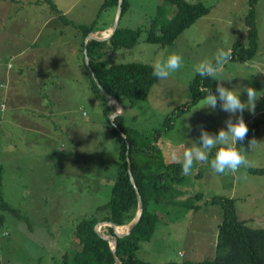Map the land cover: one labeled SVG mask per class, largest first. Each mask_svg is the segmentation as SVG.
<instances>
[{
	"label": "rangeland",
	"instance_id": "374dc122",
	"mask_svg": "<svg viewBox=\"0 0 264 264\" xmlns=\"http://www.w3.org/2000/svg\"><path fill=\"white\" fill-rule=\"evenodd\" d=\"M104 1L0 0V104L4 106L0 109V167L3 197L14 208L4 211L5 221L0 230V256L4 264H60V254L72 249L76 222L90 218L98 206L109 200L117 175L118 142L104 115L103 103L107 99L94 92L88 82L81 33L72 24H90L96 19L99 31L113 26L117 6L101 9ZM127 1L128 7L122 12L118 26L139 28L140 36L134 46L118 48L112 54V64L152 65L170 53L183 58L178 71L154 82L146 99H136L132 106L127 100L120 102L123 112L119 124L153 138L165 116L191 99L189 84L196 74L197 63L214 61L218 48L247 45L248 0H185L200 1L209 11L167 46L147 42L145 38L152 23L158 29L171 21L177 5L164 0ZM50 5L55 6L57 13ZM60 14L71 23H64ZM254 24L257 34L254 56L245 62L230 59L220 80L238 95L241 86H251L257 91L254 111L243 112L247 126L254 120L262 122L252 138L257 142L250 149V139L240 149L251 167H261L264 166V0L254 4ZM111 31L112 27L103 32ZM95 34L100 37L99 32ZM50 54L59 70L37 82V69H30L32 64L28 62L48 61ZM20 67L24 69L22 76L17 74ZM240 98L246 102V93L242 92ZM108 103L111 113L120 110L111 100ZM203 107L202 98L157 139V148L165 161H172L173 151L182 155L197 142L201 125L213 134L226 128L230 114L219 103L215 111ZM36 108L45 113L35 111ZM49 112L51 115L46 116ZM239 116L238 112L232 119L235 121ZM32 123L35 128L26 126ZM195 172H199L197 177ZM181 187L184 189L181 199L199 206L196 211L190 209L181 219L173 220L172 215H179L182 210L180 203L171 204L169 211L161 203H153L152 206L161 207L156 210L158 220L151 238L141 241L137 251V256L147 264H183L213 257L221 221L219 204L211 202L214 195L233 197L238 218L249 227L264 228V175L252 174L244 168L236 174H215L208 164L195 163ZM194 192L201 195L196 197ZM100 228L108 235L107 225Z\"/></svg>",
	"mask_w": 264,
	"mask_h": 264
},
{
	"label": "trees",
	"instance_id": "16d2710c",
	"mask_svg": "<svg viewBox=\"0 0 264 264\" xmlns=\"http://www.w3.org/2000/svg\"><path fill=\"white\" fill-rule=\"evenodd\" d=\"M164 1L177 5L174 16L169 23L160 26L158 29L152 23L145 38L147 42L161 46L173 44L184 29L209 11V7L200 1L192 3L185 0ZM256 1L248 0V11L245 16L247 45H234L231 49V60L245 62L252 58L256 52L257 34L254 24V4ZM117 2L118 0H105L101 9L117 6ZM128 4L127 0H123L121 14L128 7ZM51 7L57 13L55 6L52 5ZM60 17L64 23H71L62 14ZM96 22L95 19L90 24L72 23L81 33L82 50L85 46V37L89 33L99 30ZM105 29L100 30L104 31ZM139 36V28L129 29L117 26L109 38L104 40L89 39L86 43L89 62H91L93 72L101 85L117 101L123 104V100H127L130 106L136 99L147 98L150 88L157 78L153 75L152 65L141 62L112 64V54L118 48L134 46ZM85 68L88 73V82H90L93 91L107 99L103 103L104 115L118 142L117 175L111 185L109 200L98 206L95 214L90 218H82L76 222L72 249L60 254L59 263L115 264L116 259H118L121 264H147L146 261L137 256V250L140 242L149 240L154 232L158 213L156 208L152 206L153 203H180L186 209H196L199 206L196 203H189L178 198L182 194L179 186L186 181V176L181 175L182 165L180 163L164 161L157 148V139L161 137L163 132H168L174 127L176 118L186 113L196 102L204 98L206 93L201 91L202 88L215 92L217 81L212 78L201 77L196 73L189 84L191 99L165 116L161 129L155 132L153 138L133 128L120 125V114L117 115L114 122L124 134L125 138H123L110 123L111 106L108 103L109 99L101 92L86 66ZM261 123L258 120L249 123L247 137L242 144L238 142V149L257 134ZM128 164L131 166L133 181L129 177ZM247 170L252 174L264 175V166L249 167ZM135 186L141 195L143 209L140 218L130 232L116 238L115 252L113 253L110 238L115 236L114 229L107 226L109 238H105L98 232L97 225L108 221L117 226H126L131 222L138 205ZM200 195V192L194 194L196 197ZM211 202L219 204L221 208V221L217 228L214 247L215 253L213 257L198 261H185L183 264H264V230L251 228L245 224L244 220L238 218L233 197L218 194L211 198ZM13 209L2 194V168L0 167V230L5 221L4 211ZM0 264H2L1 256Z\"/></svg>",
	"mask_w": 264,
	"mask_h": 264
},
{
	"label": "clouds",
	"instance_id": "9594fccd",
	"mask_svg": "<svg viewBox=\"0 0 264 264\" xmlns=\"http://www.w3.org/2000/svg\"><path fill=\"white\" fill-rule=\"evenodd\" d=\"M182 56L176 53H170L165 59H156L152 64L153 75L159 80L167 79L172 73L182 67ZM231 59V49L218 48L214 63L210 60H202L194 66V71L201 77L212 78L217 81L215 92L207 88H202L205 92L204 107L215 111L219 103L221 109L230 114L225 121L226 128H221L218 134L207 131L203 125L200 126V135L197 142L191 147L186 148L182 155L175 151L171 153V159L182 165L181 175L189 176L193 172L195 163L208 164L215 174H236L241 168L251 167V162L245 152L237 148L238 142L241 144L247 137L248 126L243 119V112L247 109L254 111L257 101L256 90L251 86H241L239 95L235 90L225 87L220 80L224 71V66ZM246 93L247 101L242 102L240 95ZM4 106L0 105V109ZM240 116L234 121L232 117L237 113ZM256 140L249 141V147L252 149ZM215 150L210 159V155ZM243 178V177H242Z\"/></svg>",
	"mask_w": 264,
	"mask_h": 264
},
{
	"label": "water",
	"instance_id": "95a60500",
	"mask_svg": "<svg viewBox=\"0 0 264 264\" xmlns=\"http://www.w3.org/2000/svg\"><path fill=\"white\" fill-rule=\"evenodd\" d=\"M122 2H123V0H118V2H117V13H116V16H115V19H114V23H113V26H112L111 33H109V35H107L106 37H99V36H97L95 34V32L89 33L85 37V40H84L85 46H84V49H83V55H84L85 65H86L88 71L92 74V76L95 79L97 85L100 87L101 92L109 100H114L119 105L120 110L119 111H114V112L111 113V115H110V123L120 133V135L123 138H125L124 134L120 131V129L116 126V124L114 122V118L123 111V106H122V104L119 101H117L114 97L111 96V94L101 85L100 81L97 79V77H96V75L93 72V69L91 67V62H89V58H88V55H87V48H86V43H87V41L89 39H100V40H104V39L109 38L112 35V33L115 31V29L117 28L118 23H119V18H120V14H121V10H122ZM127 160L129 161V158L128 157H127ZM128 173H129V177H130L131 181H133V175H132V171H131V166L129 164H128ZM135 189H136L137 201H138L137 210H136V213H135L134 218L127 225V228H126L125 231L119 232L118 231V226L115 225L114 223H110L108 221L101 222V223H99L97 225L98 232L100 233L101 236H103L105 238H109V235H106L105 233L101 232V228H100L101 225H104L105 224V225L110 226V227H112L114 229L115 236L113 238H110L112 240L111 248H112L113 253L115 252L116 238L117 237H122V236L128 234L130 232V230L133 228V226L136 224L137 220L140 218V214H141L142 209H143L142 198H141V195L139 193V190H138V188L136 186H135ZM115 264H121L120 260L116 259Z\"/></svg>",
	"mask_w": 264,
	"mask_h": 264
},
{
	"label": "crops",
	"instance_id": "0c3cea01",
	"mask_svg": "<svg viewBox=\"0 0 264 264\" xmlns=\"http://www.w3.org/2000/svg\"><path fill=\"white\" fill-rule=\"evenodd\" d=\"M112 26H108L105 30H107V29H109V28H111ZM101 31V30H100ZM99 30H97L96 32H100ZM85 40V39H84ZM84 49V48H83ZM23 53V51H21L20 53H18V54H22ZM73 53H75V49L73 50ZM51 55L52 54H50V56H49V60L48 61H45V60H41V61H39V62H28V64H32V66H30L29 68L30 69H37V71H36V78H37V82H38V79H40V78H45V79H48L51 75L53 76L54 75V73L56 72V70L58 71L59 69L57 68L58 67V65L59 64H57V62L55 61V58H51ZM23 56V55H22ZM84 56V55H83ZM24 57V56H23ZM22 57H20V59H21ZM20 59H19V63L21 64H24L23 62H21L20 61ZM42 62V63H41ZM84 63H85V61H84ZM34 64H36V65H34ZM86 66V65H85ZM60 68V67H59ZM28 69V68H27ZM23 71H24V69H22L21 67H20V69L17 71V74H18V76H22L23 75ZM46 96V95H45ZM41 101L44 99V97L43 96H41ZM39 101H40V99H39ZM38 100H37V102H39ZM41 101H40V103H41ZM0 105H2V103L0 104ZM35 111H37V112H44L45 113V111H41V110H39V109H37L36 108V110ZM51 112H49L46 116H49V115H51L50 114ZM63 120L64 121H66V118L65 117H63ZM27 127H29V128H35V125H33V123L32 124H29V125H26ZM65 126H67V124L65 125ZM258 132V131H257ZM257 135V134H256ZM255 135V136H256ZM252 139V138H251ZM164 159V158H163ZM165 161V160H164ZM165 162H168V161H165ZM169 162H174V161H169ZM2 168V167H1ZM2 173H3V171H2ZM199 175V172H195L194 173V177H197L198 175ZM183 185V184H182ZM181 185V186H182ZM181 186H179V188L181 189V191L183 190V192L182 193H184V189H182V187ZM196 193H199V192H196ZM194 194H195V192H194ZM193 194V195H194ZM182 195L183 194H180L179 196H178V198H182ZM186 195H188V193L187 192H185V196ZM196 204H198V203H196ZM161 205V207L162 208H165V209H167V211H169V209H170V205L171 204H165V203H161L160 204ZM182 205V210L180 211V214L178 215V214H175V215H172L173 216V220H177V219H181L182 218V216L187 212V211H189L190 209L191 210H195L196 211V209H194V208H190V209H186L185 208V206L183 205V204H181ZM155 208H156V210H158L159 211V208H161V207H159V206H154ZM132 221V220H131ZM244 222H245V220H244ZM130 223V222H129ZM128 223V224H129ZM127 225V224H126ZM251 228H255V227H251ZM258 228V227H257ZM263 230H264V228H262ZM216 235H217V233H216ZM73 236V235H72ZM140 249V245H139V248H138V250ZM137 250V251H138ZM142 259V258H141ZM144 260V259H143ZM145 261V260H144ZM2 264H4V263H2Z\"/></svg>",
	"mask_w": 264,
	"mask_h": 264
},
{
	"label": "bare ground",
	"instance_id": "6f19581e",
	"mask_svg": "<svg viewBox=\"0 0 264 264\" xmlns=\"http://www.w3.org/2000/svg\"><path fill=\"white\" fill-rule=\"evenodd\" d=\"M102 33H105L103 31H100L99 34H100V37H106L107 35H109V33H105V35H103ZM98 34V32H97ZM112 104L117 106L116 108L120 109L119 105L114 101V100H111ZM127 228V225L126 226H118V231L119 232H123L125 231ZM107 229V228H106ZM105 233V232H104Z\"/></svg>",
	"mask_w": 264,
	"mask_h": 264
}]
</instances>
